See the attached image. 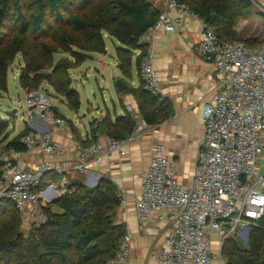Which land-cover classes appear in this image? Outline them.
Masks as SVG:
<instances>
[{"label": "built area", "instance_id": "1", "mask_svg": "<svg viewBox=\"0 0 264 264\" xmlns=\"http://www.w3.org/2000/svg\"><path fill=\"white\" fill-rule=\"evenodd\" d=\"M250 1L264 16V0ZM172 12L176 15L172 16ZM193 20L201 24L200 51L214 55L219 82L212 101L204 107L205 135L192 185L186 187L179 182L162 145L157 146L141 178V193L136 201L140 222L145 224L156 215L158 221L167 220L171 225L163 246L152 252L158 264H212L213 233L218 234L222 248L227 238L237 236L243 241L242 237L250 235L256 222H264V44L251 47L242 41H223L216 28L187 4L167 0L165 11L141 37V42L147 45L139 67L142 87L161 96L153 43L160 32L178 33ZM26 96L24 115L37 118L48 131L30 133L21 140L25 153L38 148L45 156L41 171L21 169L7 156L15 153L13 149L0 157L3 161L0 195L21 213L40 203L39 188L44 175L54 172L55 163L67 154L53 139L50 128L72 129V124L55 112L46 91H28ZM127 110L134 113L130 106ZM135 121V128L126 139L109 138L89 147L75 141L79 156L71 172L87 173L89 156L96 163L112 153L126 156V145L140 139L149 128L145 120ZM63 171L58 175L62 176ZM120 196L124 206L123 194ZM130 254L131 237L126 233L110 264H126Z\"/></svg>", "mask_w": 264, "mask_h": 264}, {"label": "trees", "instance_id": "2", "mask_svg": "<svg viewBox=\"0 0 264 264\" xmlns=\"http://www.w3.org/2000/svg\"><path fill=\"white\" fill-rule=\"evenodd\" d=\"M179 1L212 24L217 35L227 42L238 40L236 20L253 13L250 0ZM160 13L148 0H0V93H8L9 68L20 56L25 64L20 75L23 90H38L41 82H47L71 111L78 112L81 99L73 89L70 72L93 55L105 54L108 37L118 43V70L130 79L133 65L139 70L147 50L141 37L155 25ZM48 18L54 19V26L49 25ZM66 54L70 59L55 61L56 56ZM129 93L135 97L139 113L149 126L171 114L169 103L144 90L142 85L138 89L128 87L122 94ZM55 112L58 114V109ZM135 125L129 112L114 122L104 119L91 131L89 146L98 141L100 128L108 138L123 140L131 135ZM8 129L7 121L0 117V142L5 143L2 150L25 153L21 140L31 130L26 128L9 140ZM2 165L0 158V179ZM60 181L61 176L55 171L47 173L39 191H44L50 182ZM4 199L8 205L5 207L0 199V264H110L126 234L125 227L115 220L121 206L119 190L106 179L92 188L81 178L71 180L65 194L44 207V221L25 239L18 237L25 213ZM263 223L256 222L252 227L247 246L234 236L224 241L223 264H264Z\"/></svg>", "mask_w": 264, "mask_h": 264}, {"label": "crops", "instance_id": "3", "mask_svg": "<svg viewBox=\"0 0 264 264\" xmlns=\"http://www.w3.org/2000/svg\"><path fill=\"white\" fill-rule=\"evenodd\" d=\"M148 1L159 12L165 11L167 0ZM171 15L176 14L172 12ZM201 30L200 22L193 20L178 33L160 32L157 35L153 43L155 69L160 79L161 97L169 103L171 114L156 125H148V130L140 139L126 145V156L124 157L112 153L105 155L101 163H96L93 157L89 156L87 173L71 172L79 156L75 141L89 147L91 131L97 123L103 124L104 119L107 118L114 122L117 117L129 112L127 110L129 106L134 110L131 114L135 120L136 118L143 119L132 94L117 93L115 90L114 100L111 99L112 106L109 108L105 102L106 110L98 111L97 118L88 123L82 122L81 119L74 123L61 112L60 107L58 109L57 105L52 103L55 109H58V114L71 122L72 129L67 131L59 127L50 128L53 139L65 148L67 154L54 165L57 175L59 171L65 169L61 181L50 182L48 187L42 191V198L48 199L49 204L54 203L68 190L70 181L78 176H82L84 184L90 188L96 186L101 179L110 181L117 187L119 193L123 194L125 200V205L117 210L115 220L117 224L125 227L126 233L131 237V254L126 264H158L152 257V252L163 246L164 239L171 229L167 220L158 221L156 215H153L145 224L141 223L136 207V201L141 193V178L147 170L150 159L156 154L157 146L164 147V155L173 163L179 182L186 187L192 185L194 167L205 135L204 107L212 101L219 82L213 60L200 51ZM108 40L111 47L118 45L117 42ZM108 49L106 41V50ZM117 63L116 60L115 66L118 69ZM118 72V77L114 79H122L127 87L138 89L142 85L139 70L135 65H133L130 79L125 78L119 70ZM63 105L67 106L64 103L61 104ZM79 112L80 110L74 112V115H79ZM23 116L26 121L25 127L9 140L22 134L26 128H29L30 133L33 134L48 131L37 118L29 119L24 112ZM96 136L98 142L109 139L101 128ZM8 157L21 169L27 171H41L45 162V156L38 148L29 154L15 152ZM25 216H29L28 212ZM211 240L212 264H223L218 234L213 233Z\"/></svg>", "mask_w": 264, "mask_h": 264}, {"label": "rangeland", "instance_id": "4", "mask_svg": "<svg viewBox=\"0 0 264 264\" xmlns=\"http://www.w3.org/2000/svg\"><path fill=\"white\" fill-rule=\"evenodd\" d=\"M50 26H54L56 23L53 18H48ZM234 29L237 33L238 40L236 41H249L256 43L257 45L264 44V16L260 13L259 9L253 5V13L246 19H238L235 22ZM109 38L106 37L108 51L103 55L95 54L91 60H88L83 65L70 72L73 89H75L81 99L82 107L80 108L79 115H74L67 106H61L66 102L63 97L54 93L53 89L47 82H41L38 89L46 91L51 97L53 104L57 105V108L67 117L72 119L74 123L78 119L82 122L88 123L90 120L93 122L97 118V113L100 110H106V103L109 108L112 106L111 99L115 97L114 78L119 75L116 68V51L115 47L110 46ZM60 58H69L70 55H58L55 57V61ZM24 62L22 57L17 56L16 60L11 64L8 72V93H0V117L7 121L9 125L8 137L11 139L17 132L22 131L25 127V119L23 112L26 109L27 96L25 91L20 86V75L24 69ZM106 102V103H105ZM88 109L90 111H88ZM92 116L93 119H92ZM5 143L0 142V151L2 154H8L3 151ZM9 156V155H7ZM264 163V162H263ZM76 178L84 179L82 176ZM2 185H0V192ZM0 199H3V204L8 203L0 195ZM49 200L41 198L40 203L33 209L27 211L29 216H22V224L19 232V238L25 239L34 231V229L44 221V207L49 205ZM237 237V236H234ZM244 243V242H243ZM27 256V254H25Z\"/></svg>", "mask_w": 264, "mask_h": 264}, {"label": "water", "instance_id": "5", "mask_svg": "<svg viewBox=\"0 0 264 264\" xmlns=\"http://www.w3.org/2000/svg\"><path fill=\"white\" fill-rule=\"evenodd\" d=\"M207 57H210V60H213L214 55L213 54H207ZM114 87L117 93H122L127 90V86L124 84L122 79L118 78L115 80ZM49 203V202H48ZM244 244L247 246L249 241V236H243L242 237Z\"/></svg>", "mask_w": 264, "mask_h": 264}]
</instances>
